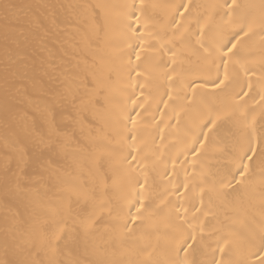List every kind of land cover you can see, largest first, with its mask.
I'll return each mask as SVG.
<instances>
[{"label": "bare ground", "instance_id": "1", "mask_svg": "<svg viewBox=\"0 0 264 264\" xmlns=\"http://www.w3.org/2000/svg\"><path fill=\"white\" fill-rule=\"evenodd\" d=\"M131 2L0 0V264H172L177 230L201 241L195 264L221 235L236 241L227 261L261 244L264 0H236L253 32L224 91L205 85L219 61L197 41L218 43L231 0H146L158 7L138 79L123 34ZM249 147L242 183L223 186Z\"/></svg>", "mask_w": 264, "mask_h": 264}, {"label": "snow or ice", "instance_id": "2", "mask_svg": "<svg viewBox=\"0 0 264 264\" xmlns=\"http://www.w3.org/2000/svg\"><path fill=\"white\" fill-rule=\"evenodd\" d=\"M157 5L149 4L146 0H132L131 3L125 4L123 6L122 22H123V34L128 41L127 48L131 51L128 53V72L129 75L133 72L136 73V78L138 79L142 73L138 71L141 68V58L145 56L146 50L150 47L149 40L154 37V23H153V11L157 8ZM240 5L236 3V0H231V5L228 6V11L224 13L227 17L226 20H222L221 25V37L217 44L212 45V50L204 47V43L198 39V43L201 49L207 54L208 57L219 61V64L215 65L216 75L215 77H209L204 81L205 85H211L214 91H224L228 84L231 83L229 78V65L239 64L244 68V64L239 59L240 56V42L242 39L247 38L250 33L253 32V23L250 20V14L247 11H240ZM264 7V5H262ZM183 8L184 11L181 12L180 9ZM189 4H181L176 6V14L180 17H184L189 12ZM153 10V11H150ZM172 22L178 26L183 23L182 20H176L173 16ZM199 24V20H197ZM259 32L264 33V15L261 16L259 23ZM200 34L203 35V26H200ZM135 55V62L132 60V55ZM175 63V61H173ZM223 68V78L220 75V69ZM248 69H245L247 73ZM236 95H240L237 93ZM247 95V93H244ZM264 99V97H262ZM135 103V102H134ZM132 121L133 126H135L136 121L129 116ZM208 123L214 125L215 120L212 119L211 112L208 115ZM207 126V125H205ZM201 143L203 147V142ZM195 151H198L194 149ZM249 152H255V149L249 147L238 155L235 163V171L231 172L230 176L226 179H222L221 183L223 186L232 187L235 181L236 187L242 183L243 178L249 172V163H245V159L249 162L253 159L252 156H248ZM131 154V153H129ZM135 159V157H133ZM239 177V178H238ZM137 183H139L137 181ZM144 186L140 185L142 189ZM143 193L137 192L131 201V207H136V213L132 214L130 212V219L133 223L142 222L143 211L145 209L144 201L142 199ZM63 228H60L57 232L55 239L59 240V232H62ZM202 240V238H201ZM201 241L197 240V237L192 234H184L177 230V233L171 241V250L177 257L172 264H195V262H189L187 260V255L189 250L195 249L197 243ZM236 246V241L231 234H225L217 237L216 248L213 250V259L211 262L205 261L203 264H264V236L261 237V244L256 251L249 252L248 258L244 260H237L235 262L227 261L223 257L227 256L233 248ZM184 253V257H180V253ZM220 254V259H217L215 254Z\"/></svg>", "mask_w": 264, "mask_h": 264}]
</instances>
